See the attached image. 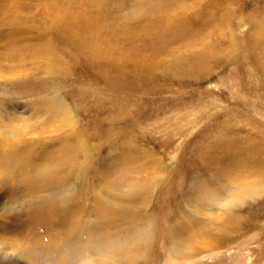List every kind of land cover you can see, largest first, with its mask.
I'll list each match as a JSON object with an SVG mask.
<instances>
[{
	"label": "rangeland",
	"instance_id": "1",
	"mask_svg": "<svg viewBox=\"0 0 264 264\" xmlns=\"http://www.w3.org/2000/svg\"><path fill=\"white\" fill-rule=\"evenodd\" d=\"M219 1L0 0V264H194L187 233L207 230L230 243L207 264H264L263 44L246 50L264 0ZM76 138L90 155L69 149L60 188L23 187L8 167L48 180ZM146 214L155 243L131 263ZM44 229L66 236L41 258Z\"/></svg>",
	"mask_w": 264,
	"mask_h": 264
},
{
	"label": "bare ground",
	"instance_id": "2",
	"mask_svg": "<svg viewBox=\"0 0 264 264\" xmlns=\"http://www.w3.org/2000/svg\"><path fill=\"white\" fill-rule=\"evenodd\" d=\"M212 2H213V5L215 4V5H219L218 3H220V1L219 0H212ZM221 3H222V1H221ZM189 6V5H188ZM186 8V7H185ZM189 8H191V7H187V9H189ZM195 8V7H194ZM193 8V9H194ZM216 8V7H215ZM219 9V8H218ZM197 10V9H196ZM214 10V9H213ZM201 11V10H200ZM215 11V10H214ZM224 11V10H223ZM222 11V12H223ZM188 12V11H187ZM191 12V11H190ZM199 12V11H198ZM210 12V11H209ZM205 14H206V12H205ZM205 14H201L200 15V17L202 16V15H205ZM214 13L213 12H210V14H208V15H210V17L213 15ZM193 15V14H192ZM195 16H193V17H191L190 18V20H192V21H194L193 20V18H194ZM204 17V16H203ZM65 18V17H64ZM198 19H200V18H198ZM194 24V23H193ZM227 35H231L230 33H227ZM261 39H259V36L257 37V38H255L256 40L254 41V44L253 45H251L249 48H247L246 50H247V52H248V56H249V58L253 55V53H255L254 52V49L258 46L257 44H260L261 42V44H263V45H261L260 47H259V49H258V51L260 52V55L262 56V57H264V36L261 34V37H260ZM232 41H233V39L232 38H230ZM233 44H234V42H233ZM232 49H234L233 47H232ZM231 49V50H232ZM234 51H235V49H234ZM263 51V52H262ZM236 52V51H235ZM228 54V53H227ZM230 54H232L231 52H230ZM236 54V53H235ZM256 54V53H255ZM246 55V54H245ZM246 55V56H247ZM254 56H256V57H259L258 55H254ZM252 58V57H251ZM217 60H220V57L217 55ZM258 60V59H257ZM262 60V59H261ZM206 62V61H205ZM211 62V61H210ZM217 63V62H216ZM261 63V62H260ZM263 64H264V58H263ZM211 66V65H210ZM264 73V72H263ZM66 107V106H65ZM65 115H68L67 113L65 114ZM73 144V146L72 145H67V146H63V147H61L59 150H58V152H56L55 154H53V156H52V159L50 160V162L48 163L49 164V167H51V172H53V176L50 178V179H48V180H46L45 178H43L42 176H40V177H38V178H35L34 177V173H33V167H34V165H28L27 167L26 166H24V165H22V166H18V165H16L14 162H12L11 163V165L9 164L8 165V167L10 166L11 167V171H13L16 175H18V176H20L21 177V186H29V185H31L32 186V188L34 189V188H37V187H39V186H43V188H41L40 187V189H45V188H47V191L48 190H51V189H56V187L57 188H60L59 187V184H60V181H62L64 178H65V180L67 181L68 179H70L71 177V175L70 174H67L65 171H66V169H67V167L70 165L71 166V168L73 169V171H74V169H75V167H76V164H77V161H74L72 158H70V157H68V156H66L67 155V153L69 152V149H72L73 151H77V152H81V154L83 153L85 156H89L90 155V149L84 144V142L82 141V140H80L79 138L77 139H75V141L72 143ZM259 147V146H258ZM257 148V147H256ZM258 149V148H257ZM258 152H260V151H258ZM14 155V154H13ZM257 155V154H256ZM62 156L63 157H65L66 159H68L67 160V162H64V160L62 159ZM39 157V156H38ZM31 158V157H30ZM38 159V158H37ZM34 160V159H33ZM12 161V160H11ZM40 161V160H39ZM232 161H234V160H232ZM37 162V161H36ZM234 162H236V161H234ZM86 163V162H85ZM55 164H57V165H55ZM37 165V164H36ZM87 165V164H86ZM86 165H81L80 167H77V170H78V175H81V174H83L85 171H86V169H87V167H86ZM234 165V164H233ZM38 166V165H37ZM41 166V165H40ZM37 170V169H36ZM43 170V169H42ZM32 172V173H31ZM61 172V173H60ZM64 172H65V174L66 175H63L64 174ZM78 178V177H77ZM15 179V178H14ZM1 183V182H0ZM14 185V184H13ZM247 185V184H246ZM244 186V185H243ZM249 187V186H248ZM250 188V187H249ZM223 189V188H222ZM66 191V190H65ZM154 191V190H153ZM223 191V190H222ZM250 191V190H249ZM243 192V191H242ZM69 193V192H68ZM133 193H135V192H133ZM241 193V192H240ZM63 194V193H62ZM136 194V193H135ZM136 195H138V197H139V201L141 200V205L140 206H142V204H144L145 206H147V205H149V203H151L150 201H149V194H148V192H146L145 191V189L144 190H139V193H137ZM248 195V194H247ZM60 196H62V195H60ZM78 196V195H77ZM68 197H69V195H68ZM67 196H63V198H62V200H60L59 201V203L60 204H62V205H65V207L66 208H68V206L70 207L71 206V203L72 202H76L77 201V197H76V195H72V197H70V199H67L68 198ZM150 197H152V196H150ZM244 197H245V195H244ZM231 201V200H230ZM135 201H132V203H134ZM239 203V202H238ZM139 204V203H138ZM143 205V206H144ZM139 206V207H140ZM57 208V207H56ZM73 208H74V206H73ZM72 208V209H73ZM261 209V208H260ZM125 210V209H124ZM65 211V210H64ZM63 211V212H64ZM74 211V210H73ZM120 212V211H119ZM118 212V213H119ZM82 213V212H81ZM127 213V212H126ZM48 214V213H47ZM52 216H54L55 215V212L52 210L51 211V213H50ZM49 214V215H50ZM124 214V213H123ZM61 215V214H60ZM62 215H63V213H62ZM73 215V214H72ZM143 215V214H142ZM49 217V216H48ZM58 217V216H57ZM60 217V216H59ZM64 217V216H63ZM73 217V216H72ZM85 217H86V215H85ZM90 217V216H89ZM143 219H144V221H146V227H140L139 225H136L137 226V230H136V232H135V234L134 235H132L131 234V244L132 245H130V247H127V248H130V249H132L131 250V252H133L130 256H128L127 257V254L125 255V257H127V258H125V260H127V261H129V262H133L134 260H135V258H137V257H141L142 255L144 256L146 253H148V254H151V250H152V244H153V241H154V237H156V235L154 236V234H153V231H152V225H153V221H152V215H149V214H146L145 216H141ZM59 219V218H58ZM63 219V218H62ZM65 219V218H64ZM77 219V218H76ZM82 219V218H81ZM75 220V219H74ZM78 220V219H77ZM77 220H76V222H77ZM83 220V219H82ZM85 220V219H84ZM91 220V219H90ZM81 221V220H80ZM86 221V220H85ZM113 224H114V222L113 221H111ZM237 222V221H236ZM74 223H75V221H74ZM92 223V222H91ZM240 223V222H239ZM69 224H70V222H69ZM76 224V223H75ZM78 224V223H77ZM80 224V223H79ZM83 224H85V223H83ZM82 224V225H83ZM186 224V223H185ZM235 224V223H234ZM30 226V225H29ZM64 226V225H63ZM66 226V225H65ZM64 226V227H65ZM81 226V225H80ZM144 226V225H143ZM235 225H233V227H234ZM17 227V226H16ZM82 227V226H81ZM86 228H87V226H85ZM89 227V226H88ZM90 227H92L91 226V224H90ZM111 227V226H110ZM56 228H58V227H56ZM62 228V227H61ZM94 228V227H93ZM92 228V229H93ZM109 228V227H108ZM152 228V229H151ZM109 229H111V228H109ZM227 229V228H226ZM45 230V229H44ZM44 230H42V231H44ZM94 230H95V228H94ZM108 230V229H107ZM182 230V229H181ZM92 231V230H91ZM96 231H97V229H96ZM122 231V230H121ZM128 231V230H127ZM131 231V230H130ZM176 231V230H175ZM213 231V230H212ZM124 232V231H123ZM126 232V231H125ZM217 232V231H216ZM44 233H48V235L49 234H51V233H49L47 230H45V232ZM70 233V232H69ZM90 233V232H89ZM96 233V232H95ZM105 233V232H104ZM111 232L109 231V234H110ZM227 233H229V232H227ZM231 233V232H230ZM64 234V233H63ZM157 234V233H156ZM177 234H180L181 236H180V238L183 240V237H185V235H183V237H182V234L183 233H181V231L179 232V233H177ZM40 235H42V233L41 234H39V237H41ZM52 235V237L51 238H53L52 239V241H51V244H50V246L49 245H45V244H43L42 242H43V239L42 238H40V239H42L41 241V243H42V247L40 248L41 249V255H39V254H37V255H39L41 258H42V256L43 255H49L50 254V251H52L53 250V243L55 242V243H57V240H58V238L60 239V238H65V236L66 235H60L59 234V237L57 238V237H54V235L53 234H51ZM70 236H71V233L69 234ZM98 235V234H97ZM106 235V237H107V235H108V233H106L105 234ZM111 235V234H110ZM119 235V234H118ZM125 235H127V233H125ZM224 235V236H223ZM23 236H26V235H23ZM96 236V235H95ZM103 236V235H102ZM109 236V235H108ZM120 236V235H119ZM122 236V235H121ZM164 236V235H163ZM168 236V235H167ZM98 237V236H97ZM96 237V238H97ZM110 238L111 237H113V236H109ZM165 237V236H164ZM187 237H189V239L187 240L188 242H187V245L186 246H184L183 247V242L184 241H182V242H180V243H182V246L180 247V248H185V249H187V250H183V253H182V255H184V257H185V259H187L188 258V260H192L193 261V263L194 264H207L208 262L207 261H209L210 260V257L209 256H217V254L218 255H220V254H222V247H224L223 245L225 244V243H229L228 242V238L226 237V234H225V232H217V234H212V233H208V230H207V232H202V233H200L199 232V234H197V235H189V233H187ZM193 237V238H192ZM10 238V237H9ZM22 238V237H21ZM100 237H98V239H99ZM168 238H170V237H168ZM225 238L227 239V240H225ZM39 239V240H40ZM173 239H175V238H173ZM181 239H179V240H181ZM235 239V238H234ZM8 240V239H7ZM21 240V239H20ZM29 240V239H28ZM35 240V239H34ZM109 240V239H108ZM111 241L112 240H114V239H110ZM162 240V239H161ZM171 240V239H170ZM192 240V241H191ZM237 240V239H236ZM36 241V240H35ZM96 241H97V239H96ZM116 241H117V239H115V246L116 245H118V243H116ZM129 241V240H128ZM127 241V242H128ZM175 241V240H174ZM24 242V241H23ZM26 242V241H25ZM127 242H124L125 244L127 243ZM157 242H158V239H157ZM171 242V241H170ZM34 243V242H33ZM46 243V242H45ZM122 243H123V241H122ZM123 243V244H124ZM129 243V242H128ZM154 243H155V241H154ZM176 243H178L177 242V239H176ZM22 244H24V243H22ZM119 244H120V241H119ZM122 244V246L124 247V245ZM230 244V243H229ZM232 244V243H231ZM25 245V244H24ZM61 245V244H60ZM59 245V246H60ZM99 245H100V243H99ZM111 245V244H110ZM110 245H108V246H110ZM121 245V244H120ZM173 245L175 246V243L173 242ZM177 245V244H176ZM227 245V244H226ZM105 246V245H104ZM153 246H154V244H153ZM171 246V245H170ZM174 246H172V248L174 247ZM178 246H180V245H178ZM112 247H113V244H112ZM231 247V246H230ZM23 248V249H22ZM21 249L22 250H25V251H27L26 253V255L28 256V257H30V255H31V252L33 251V249H32V251H31V248L30 247H28V245H26V246H23ZM125 248H126V246H125ZM124 248V249H125ZM175 248V247H174ZM180 248H177V249H180ZM227 248V247H226ZM235 248V247H234ZM20 249V250H21ZM39 249V250H40ZM106 249V248H105ZM104 249V250H105ZM176 249V250H177ZM230 249H232V247L230 248ZM229 249V250H230ZM56 250V249H55ZM171 250V249H170ZM125 251H126V249H125ZM54 252V251H53ZM116 252V251H115ZM176 252H178V251H176ZM35 254H36V252H34ZM33 253V254H34ZM116 253H118V252H116ZM171 253V252H170ZM12 254H13V252H12ZM32 254V255H33ZM34 254V255H35ZM129 254V253H128ZM178 254V253H177ZM14 255V254H13ZM22 255V254H21ZM158 254H156V256H157ZM27 256H25V258H27ZM221 256V255H220ZM54 257V256H53ZM57 257H59V256H57ZM147 257V256H146ZM221 258V257H220ZM29 259V258H28ZM43 259H45V258H43ZM62 259V258H61ZM109 259V258H108ZM120 259V258H119ZM142 260V259H141ZM212 260V259H211ZM223 260V259H222ZM20 261V260H19ZM112 261H113V259H112ZM122 261H124V260H122ZM185 261V260H184ZM120 262V261H119ZM140 262V261H139ZM190 262V261H189ZM112 264V263H111ZM114 264H117V260L114 262ZM213 264V263H212Z\"/></svg>",
	"mask_w": 264,
	"mask_h": 264
}]
</instances>
